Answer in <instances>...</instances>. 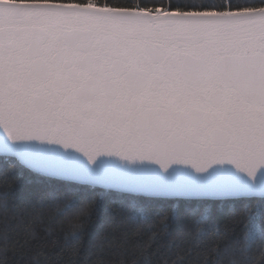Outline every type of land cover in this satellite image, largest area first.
Returning <instances> with one entry per match:
<instances>
[{
	"label": "snow or ice",
	"instance_id": "6c2138e0",
	"mask_svg": "<svg viewBox=\"0 0 264 264\" xmlns=\"http://www.w3.org/2000/svg\"><path fill=\"white\" fill-rule=\"evenodd\" d=\"M85 235V264H264V0H0V264Z\"/></svg>",
	"mask_w": 264,
	"mask_h": 264
},
{
	"label": "trees",
	"instance_id": "16d2710c",
	"mask_svg": "<svg viewBox=\"0 0 264 264\" xmlns=\"http://www.w3.org/2000/svg\"><path fill=\"white\" fill-rule=\"evenodd\" d=\"M27 180V177H25V182ZM53 214H55L53 212ZM57 220H62V217L57 216ZM71 225L65 221L64 223H56L54 222V228L56 229V232L54 233V236H57L59 238V247H62L64 245V237H63V232L68 231ZM82 250L81 254L78 258L79 264H85V262L89 259V252H90V246H89V237L85 235L82 239Z\"/></svg>",
	"mask_w": 264,
	"mask_h": 264
}]
</instances>
